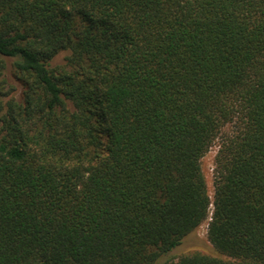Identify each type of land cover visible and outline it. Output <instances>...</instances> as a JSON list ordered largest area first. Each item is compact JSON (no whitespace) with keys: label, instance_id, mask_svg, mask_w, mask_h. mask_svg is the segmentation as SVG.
Wrapping results in <instances>:
<instances>
[{"label":"trees","instance_id":"16d2710c","mask_svg":"<svg viewBox=\"0 0 264 264\" xmlns=\"http://www.w3.org/2000/svg\"><path fill=\"white\" fill-rule=\"evenodd\" d=\"M0 264H264V0H0Z\"/></svg>","mask_w":264,"mask_h":264},{"label":"rangeland","instance_id":"374dc122","mask_svg":"<svg viewBox=\"0 0 264 264\" xmlns=\"http://www.w3.org/2000/svg\"><path fill=\"white\" fill-rule=\"evenodd\" d=\"M67 55V52H61L58 54L54 60L52 61V64H63L64 63V57ZM8 76V74H7ZM8 78V82L17 87V84L12 78ZM19 89V88H18ZM20 90V89H19ZM218 146L217 142L210 148V150L206 153V155L202 158V169L205 175L207 188L209 191V194L212 196L213 192V179H214V156L217 152ZM207 225L202 224L192 235L188 236L180 245L175 247L173 250H171L166 256L161 258V261L170 260V259H176L177 256H179L184 251L190 250V249H198L203 250L205 252H213V248L210 245V243L207 240Z\"/></svg>","mask_w":264,"mask_h":264}]
</instances>
